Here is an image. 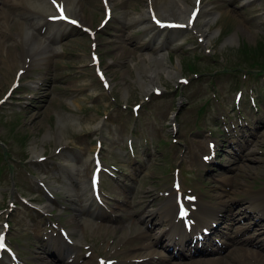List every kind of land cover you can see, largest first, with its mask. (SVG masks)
<instances>
[{
    "label": "rangeland",
    "instance_id": "1",
    "mask_svg": "<svg viewBox=\"0 0 264 264\" xmlns=\"http://www.w3.org/2000/svg\"><path fill=\"white\" fill-rule=\"evenodd\" d=\"M10 1L0 0V17L4 16L2 10L16 11L7 5ZM78 1L84 24L96 32L103 68L114 83L113 103L104 95L106 91L90 58L93 40L80 29L66 31L57 42L61 50L50 53L46 64L35 65L24 73L17 88L13 89L11 83L22 63L1 59L0 231H8L9 246L24 264H39L53 257L50 248L56 250V246L51 247L44 240L53 226L72 229V239L77 232L82 233L73 229L80 217L73 210L66 186L74 189L81 205L85 197H90L91 154L96 136L102 137V160L124 172L121 187L109 176L103 177V187L120 199L114 205L122 210L116 211L115 220L107 219L103 224L94 221L96 229L86 227L84 239H80L83 245H97L107 260L138 264L124 261H131L130 257L143 259L147 255L142 247L151 240L138 238L132 242L138 228H145L139 223L142 216L139 213L143 214V210L158 200L163 204L167 194L174 192L175 176L181 178L187 195H202L205 204L210 206L223 191L216 187L220 185L218 179L224 172L228 173L232 190L226 196L237 200L234 210L264 189V74L254 66L258 59L264 63V0H204V6L208 5L217 16L207 28V45L199 43L195 30L187 35L186 43L173 45L172 49L162 47L157 41L145 40L141 23L129 20L147 9L148 0H113L114 17L103 29L97 28L104 17L101 1ZM186 1L191 4V0ZM19 12L12 17L14 26L10 29L13 31L17 28L16 21L22 17ZM125 16L130 18L121 20ZM202 26L201 22L197 24ZM10 29H5L6 34L18 37ZM165 34L163 41L169 42L173 32L165 31ZM119 35L123 37L120 39ZM11 43L8 40L9 48L0 43L6 59L22 52L25 46L24 42L19 46ZM157 50L165 58L164 66L173 74L157 66L155 59L150 62L141 58L156 54ZM24 56L21 55V62ZM145 62L151 72L143 71ZM152 84L163 88L160 95L153 94ZM127 86L129 95L124 102L137 101L129 104L140 102L142 105L134 130L138 135L134 144L135 159L126 149L134 114L130 108H117L124 106V99L117 94L121 95ZM251 96L257 97L260 111L249 104ZM241 115L246 116L251 129L245 131L240 141L229 140L225 133L227 126L241 123ZM97 124L103 127L95 129ZM77 132L81 135L79 139ZM251 133L254 136L248 137ZM208 140L217 143L218 156L213 160L217 166L205 162ZM236 142L239 144L235 145ZM68 146L74 149L63 156H53L55 147L63 150ZM33 148L50 159L33 163L37 159ZM76 162L79 167L71 172V165ZM84 182L88 185L87 194L82 188ZM240 187L247 189L248 194H239ZM49 195L54 197L50 211L43 213V209H36V203L50 204ZM81 210L86 220L91 212L84 205ZM123 237L131 238V243L120 244ZM136 246L139 249L128 252ZM65 248H61L63 258L53 259L54 264H67ZM74 248L78 256L72 264H98V248L96 252L85 249L91 253L89 256L83 254L82 248L81 253L79 248ZM0 264H12L8 252ZM223 264L252 263L230 256L225 257Z\"/></svg>",
    "mask_w": 264,
    "mask_h": 264
},
{
    "label": "bare ground",
    "instance_id": "2",
    "mask_svg": "<svg viewBox=\"0 0 264 264\" xmlns=\"http://www.w3.org/2000/svg\"><path fill=\"white\" fill-rule=\"evenodd\" d=\"M64 1L65 4L62 6L64 7L63 9L69 14L70 17L72 18H78L80 22L84 21V14L82 13L81 5L78 0H60ZM108 5L110 8L114 7L113 0H107ZM11 7H14L13 12H9L6 10H2L1 15L4 13V16L0 17V43H2L7 48L10 46L7 45L8 40L11 39L13 44L11 43V46H19V44H22V42L25 43L24 49L22 52L19 54H13L8 56L6 59L3 53H4V48L1 50L0 49V61L1 59L3 60H11L12 62L18 61L20 62V57L21 55H25L22 60L23 65H22V70H29L31 67L35 65H40V64H46V61L49 59L47 50H49V53H57L58 48L53 47V45L49 42L56 40V37L59 35L58 33L54 32L53 37L46 32V35H49L48 37L42 35V27L43 24L46 25L48 24V20L50 19V14L52 11V6L48 4V0H11L10 1ZM148 7V6H147ZM200 8V12L197 16V18L194 20L193 24H190L189 19H190V14L192 13L194 8ZM20 10L19 14L22 17H19L20 20L16 21L17 22V28L15 29L16 33L18 34V37L14 38L12 35L6 34V30L12 28L14 26L12 22V17L15 12ZM127 18V16H125ZM151 17H159L162 18V21H168V20H173L176 21L177 23H180L183 25V30L190 32L197 30V32L200 34V37L206 38L209 40V34L207 33V28L209 25L214 21V19L217 16H214L211 13L210 8H208V5L204 6L201 5V0H191V4H189L186 0H150L149 3V9H146L143 11L142 14H139L138 17L132 16L131 18L133 20L138 21V23H141L143 26L144 31L146 32L145 34V39H148L147 35H150L152 40H158L160 43L161 41L159 40L160 36L162 35L160 31L157 30L156 25L154 22L150 21ZM130 18V17H128ZM14 19V18H13ZM203 23L202 27H199L198 29L196 28L197 23ZM51 26H58V27H65V29L68 30L70 28L69 25L56 21L54 24H51ZM87 26V25H84ZM6 29V30H5ZM13 31V29H10ZM13 31V32H15ZM176 37L173 36V39ZM179 38L174 40V43H179ZM49 45H51V50L49 49ZM26 57V58H25ZM31 58V60H29ZM142 59H148L150 62L154 60L155 63H157V66L168 70L167 73L173 74L172 70H169V68L164 66L165 63V58L163 55L157 50L156 54H150L147 56H141ZM151 67L144 65L143 71L146 72H151ZM7 71V68L5 69ZM15 77V76H14ZM155 78L158 80L157 76L155 75ZM154 84H152V87ZM125 93L127 94V89L125 88ZM103 127L102 124L98 125V128L101 129ZM33 154L35 155V158L42 156L41 152H38L37 149H32ZM73 170L77 168L76 163L72 165ZM227 179H229V176H226ZM230 181V180H229ZM229 181H221L223 183L228 184ZM83 187L85 188V191L88 189V186L86 184H83ZM219 187V186H217ZM240 191L238 192L239 194H248V190L244 188H239ZM88 191V190H87ZM67 193L69 196L72 198V202L74 203L76 200V196L74 194V190L69 189ZM73 194V195H72ZM225 197V198H224ZM197 202L200 201L199 206L197 210H194L191 208V217L195 220H199L203 222V226L209 227L211 226V229L217 230L219 229V225L214 224L218 222L219 224L226 225V229L234 235L235 241H231L232 244L238 243L239 238L244 235V229L248 228H255V235L254 236H249L247 240L240 245V247H237L233 249L230 252L231 257H235L236 259H240L242 261H250L252 264H264V252L257 251L256 249H247L246 246H251V247H256L259 248L258 243H256V238L258 236H264V189L259 192L256 195H252V198L250 200L245 199V203H241L240 208L238 210H234V205L236 203V199L233 196H226V194L223 197L216 198L217 202L212 205V207H217L216 208H210L208 205H205L203 203L202 198L201 199H196ZM78 201V200H77ZM170 202V201H169ZM169 202L164 205V207L161 208V210L169 209V211H174L176 209V215H177V209L179 210L178 204L175 202H172L169 204ZM78 204V203H76ZM75 204V210L76 212H80V210L76 207H78ZM86 206L88 205V209H91L92 206L94 207V203L91 198H88L85 200ZM80 206V205H79ZM192 206V204H191ZM44 210H49L51 208V205H44L41 206ZM166 211V210H165ZM93 212L97 214L96 208H93ZM147 216L149 217V221H154L152 223L153 229L150 231H146L143 228L139 229V232L135 234L136 238H150L149 236L153 233V231H156L157 228L156 223L160 219V215L153 210H147L146 211ZM216 218V220H215ZM162 219V218H161ZM210 219L212 221H210ZM83 219L80 218L78 219V224L76 225L75 228L80 229V230H85V228L90 227L92 228L93 225L90 224H82ZM242 220H244L242 222ZM86 222V221H85ZM214 222V223H213ZM170 233L169 235L175 233V232H185L182 228L183 222L180 221L176 216L171 220L170 222ZM87 225V226H86ZM214 225V226H213ZM213 226V227H212ZM243 226V227H242ZM197 227L194 226L192 229H195ZM204 227V228H205ZM130 235V234H127ZM231 237V236H230ZM172 238V236H171ZM133 239V238H132ZM131 239V240H132ZM170 239V238H169ZM129 240V241H131ZM154 240V239H153ZM245 240V239H244ZM64 240L60 238V242H63ZM126 241V238L123 237L120 242ZM127 241V242H129ZM137 241V239H136ZM51 242L58 244V240L54 239ZM158 245V241L152 242L151 243V248L150 251L147 252V256L150 257L149 263L152 264H159V263H169V264H213L217 263L221 260H208V261H191L189 263H180L179 261L177 263H170L166 259L165 261H155L156 256L158 255V251L154 249V247ZM51 246V245H50ZM65 246H68L65 244ZM62 247V246H61ZM68 246L65 249H69ZM264 248V246H262ZM133 248V247H132ZM134 249H136L134 247ZM133 249V250H134ZM128 250V252L133 251ZM222 248H217L216 251H220ZM50 252L52 253L53 257L51 259L44 260L40 262L39 264H53V259H61L62 258V251L56 247V250L50 249ZM73 252V251H72ZM70 252V254L72 253ZM234 255V256H233ZM164 257V256H163ZM131 258V257H130ZM162 258V257H161ZM145 264H149V263ZM156 262V263H155Z\"/></svg>",
    "mask_w": 264,
    "mask_h": 264
},
{
    "label": "snow or ice",
    "instance_id": "3",
    "mask_svg": "<svg viewBox=\"0 0 264 264\" xmlns=\"http://www.w3.org/2000/svg\"><path fill=\"white\" fill-rule=\"evenodd\" d=\"M53 3H56V0H53ZM59 11H60V17H59V19H67V17H66L65 14H64L63 6H60ZM193 15L195 16V13H194ZM68 22H69V23H73V24L76 23L75 20H70V21H68ZM157 22L159 23V21H157ZM102 78H103V77H102ZM186 214H187V213H186V211L184 210L183 205H181L180 215H181V216H185ZM3 247H4V240H3V237L0 236V248H3Z\"/></svg>",
    "mask_w": 264,
    "mask_h": 264
}]
</instances>
